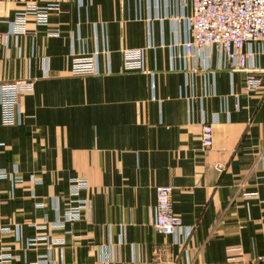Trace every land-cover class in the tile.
<instances>
[{
    "label": "crops",
    "instance_id": "1",
    "mask_svg": "<svg viewBox=\"0 0 264 264\" xmlns=\"http://www.w3.org/2000/svg\"><path fill=\"white\" fill-rule=\"evenodd\" d=\"M48 4L59 6L48 12L59 36L33 17L24 32L14 28L17 12ZM190 12V0H0V83L34 84L21 95L18 124L2 125L0 110V168L43 179L34 198L0 180V226L22 228L20 241L0 231L10 264H244L264 256V56L251 90L247 73L223 68L216 52L182 55ZM104 46L110 73L104 55L101 74L69 72L74 52ZM126 48L145 50V71L123 69ZM203 122L213 127L209 148ZM73 176L90 180L82 193L90 215L60 230L31 226L64 219ZM161 185L173 187L189 238L155 229ZM40 236L65 244L27 246Z\"/></svg>",
    "mask_w": 264,
    "mask_h": 264
},
{
    "label": "built area",
    "instance_id": "2",
    "mask_svg": "<svg viewBox=\"0 0 264 264\" xmlns=\"http://www.w3.org/2000/svg\"><path fill=\"white\" fill-rule=\"evenodd\" d=\"M191 12L183 18L186 24V40L183 42L184 56H193L203 51L216 52L221 58V66L234 71H245L248 88L254 90L260 87V79L256 75L259 65L258 57L264 56V0H190ZM57 4L46 6L28 5L17 12L14 28L24 32L29 17L35 18L38 27H44L48 36H59V30L51 27L48 22V12L58 9ZM1 36V35H0ZM111 51L107 46L94 52L79 51L72 54L70 73L74 76L98 75L102 73L100 57L107 58V72L110 71L109 58ZM123 69L125 71H145V50L142 48H126L122 52ZM111 72V71H110ZM109 72V73H110ZM34 90L30 79L0 83L1 124L13 126L18 124L20 98L24 92ZM202 144L209 148L213 144V127L202 123ZM2 146V144H0ZM10 180L13 184L21 182L20 174L8 172L0 168V180ZM40 184L35 181V185ZM88 190L85 180H74L71 186L70 206L65 211L64 219L36 227L41 230H60L66 228L67 222H76L84 215L91 213L90 200L83 199L82 193ZM173 187L161 185L156 188L157 202L154 209L153 225L155 229L166 236H173L179 242L183 230L189 238L192 233L190 226L173 211ZM1 233L16 234L20 241L21 228H0ZM20 233V234H19ZM264 237V228H263ZM38 241H46L51 245L65 244L62 238L40 236L27 241V246H34ZM0 248V264H10L15 256L11 253L12 246L2 243ZM236 256H230L228 261H235ZM246 264H264V256L254 255Z\"/></svg>",
    "mask_w": 264,
    "mask_h": 264
},
{
    "label": "rangeland",
    "instance_id": "3",
    "mask_svg": "<svg viewBox=\"0 0 264 264\" xmlns=\"http://www.w3.org/2000/svg\"><path fill=\"white\" fill-rule=\"evenodd\" d=\"M69 72H70V70H69ZM132 72H135V71H132ZM90 76H92V75H81V77H79V78H88V77H90ZM20 103H21V99H20ZM19 120H20V118H19ZM64 146L63 145H55V146H53V148L56 150V152H57V154L58 155H61V152L63 153V151H61V149L63 148ZM67 148V147H66ZM72 150L74 151V152H76V150H75V148H72ZM59 151H61V152H59ZM15 170H18L17 169V167H15ZM17 173H19L20 174V177H21V182H19V183H16V184H13V182H11L13 185H15V186H21V188H24L25 190H28V191H30L31 190V197L32 198H34L33 196V194H32V192H33V189H34V186H36L35 185V181L37 182V183H40V184H43V179H42V177L40 176V175H38V174H34V173H32V174H30V176L29 177H26L22 172H17ZM74 180H85V181H87V184H88V190H86V191H84V192H87L88 193V191L90 190V186H91V183H90V180H89V178L88 177H86V176H73L72 178L70 177V180L68 181V185H67V192H70V189H71V186H72V184H73V181ZM40 184H37V185H40ZM49 200H51V202L52 203H56V201L57 200H59V197L58 196H52L51 198H48ZM83 199H86V200H90V202H91V199L88 197V196H85V197H83ZM70 202H71V199H70V195H69V193H68V197H67V205H68V207H67V209L69 208V206H70ZM45 205H46V201H40V202H38L37 204H36V206H37V208L38 209H43V208H45ZM91 208H92V204H91ZM61 218V216H58L57 217V219L55 220V221H57V220H59ZM55 221H48V223H56ZM34 224H32L31 226H34L36 229H38V230H40L39 228H37L36 226L37 225H40V224H37V223H35V222H33ZM5 227H7V228H10V229H12V227L11 226H0V228L2 229V228H5ZM17 227H19V228H21L20 227V225H15V228H17ZM22 229V228H21ZM13 230V229H12ZM47 230V229H46ZM3 234V233H2ZM9 234H13V232L12 233H9ZM3 235H8V234H3ZM1 240V239H0ZM39 242V241H38ZM231 262V261H230ZM244 264H246V263H244Z\"/></svg>",
    "mask_w": 264,
    "mask_h": 264
}]
</instances>
